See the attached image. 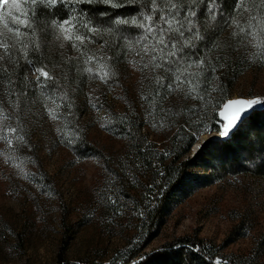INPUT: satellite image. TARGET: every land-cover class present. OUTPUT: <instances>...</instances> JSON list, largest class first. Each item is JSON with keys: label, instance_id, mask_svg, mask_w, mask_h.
I'll list each match as a JSON object with an SVG mask.
<instances>
[{"label": "rangeland", "instance_id": "374dc122", "mask_svg": "<svg viewBox=\"0 0 264 264\" xmlns=\"http://www.w3.org/2000/svg\"><path fill=\"white\" fill-rule=\"evenodd\" d=\"M242 15L239 19L243 23L248 13ZM109 19L103 18L101 23L102 18L98 16L93 20L98 27H107L111 24ZM120 27L132 37L140 31ZM232 31L231 27L224 26L225 34ZM106 37L109 35L96 37L95 44H88L87 54L107 59L101 44ZM230 40L233 50L221 47L215 57L230 59L233 65L230 69L218 66L211 73L207 103L171 92L164 97L162 115L157 117L149 107L147 93L149 85L156 84L155 77L165 73L140 71V65L150 57L141 59L124 46L120 51L122 57L113 67L115 75L107 83L78 71L84 67L85 57L70 43L60 48V41L53 37L46 47L53 65L29 64L26 83L14 94V99L6 97L7 88L0 80V122L22 127L30 144L25 154H19L12 153L6 142L0 140V264H57L59 246L65 235L66 257L70 263L118 261L121 264L134 245L144 246L142 254H152L176 238L186 237L202 240L211 258H220L221 264H264L262 144L250 138L249 153L239 155L234 165L225 159L221 148L209 147L210 158L191 170L190 179L177 195L169 196L158 233L153 237L148 223H141L143 218L138 217L139 211L133 210V205L117 212L108 208L107 199L114 198L109 185L114 181L85 144L88 142L100 153L118 160L127 143L115 130L112 119L130 114L135 107L144 113L151 140L160 151L164 150L166 139L173 135L172 123L179 122L182 126L186 119L191 120L194 128L201 129L197 131L199 134L205 132L197 134L199 141L193 147V154L207 140H217L219 132L210 133L209 116L217 111L216 104L224 97L217 86L222 74L232 80L225 91V102L237 98L264 101V62L257 58V49L238 43L237 38ZM3 55L0 50V56ZM8 64L11 63L7 58L0 61V78L4 79L12 71ZM37 69L55 77L54 94L47 89L41 94L37 78L44 81V77ZM65 94L67 100L63 99ZM48 96H54L55 103ZM45 103L57 111V120L49 118ZM184 109L187 111L183 113ZM5 115L11 119H3ZM217 125L222 127L220 123ZM9 155L14 157L11 162H8Z\"/></svg>", "mask_w": 264, "mask_h": 264}, {"label": "snow or ice", "instance_id": "6c2138e0", "mask_svg": "<svg viewBox=\"0 0 264 264\" xmlns=\"http://www.w3.org/2000/svg\"><path fill=\"white\" fill-rule=\"evenodd\" d=\"M92 3L113 9L131 6L135 11L131 16H112L110 25L98 27L89 16L87 8L76 7ZM244 12L248 13V17L242 23L239 16ZM231 13L236 15H231L225 9L224 0H0V50L4 53L0 56V61L7 58L8 62L15 63L14 53H18L32 64L28 60L29 52H41L40 34H43L60 41V48L65 43H70L85 57L84 67L78 71L87 74L89 78L98 77L107 83L115 75L113 66L107 62L112 57L105 59L95 54L88 55L86 50L88 44L97 42L96 37L108 34L113 40L111 43L101 40L102 47L123 45L141 56V59L150 57L147 63L140 65V71L161 70L165 73L164 76L155 77L156 96L164 98L168 93L180 92L185 97L197 98L207 103L205 97L210 77L205 73L210 69L214 74L217 68L206 53L220 47L215 42V33H210L209 29L220 24L231 27L232 36L237 38V42L257 49V58L264 62V0H235ZM99 15L103 23V18H107L109 14L101 11ZM201 19L206 24L203 31ZM41 20L45 22L41 23ZM120 26L140 31L132 37L124 34ZM216 59L222 60L223 57ZM36 71L44 77V81L37 78L41 94H44L45 89L54 94L57 90L55 77L43 69ZM48 99L55 103L54 96H48ZM63 99H68L67 94ZM257 105L264 106V101L259 98H238L223 103L217 113L222 125L219 136L227 138L243 122V117ZM16 107L19 108V101ZM67 107L70 108L71 104ZM45 110L51 120L59 118L57 111L48 108L47 103ZM3 119L11 117L5 115ZM0 131L4 132L0 135V140L6 142L12 153H18L21 147L29 146L22 127L5 126L0 122ZM13 158L9 155L8 162ZM213 264H221V259L216 258Z\"/></svg>", "mask_w": 264, "mask_h": 264}, {"label": "trees", "instance_id": "16d2710c", "mask_svg": "<svg viewBox=\"0 0 264 264\" xmlns=\"http://www.w3.org/2000/svg\"><path fill=\"white\" fill-rule=\"evenodd\" d=\"M235 0H224V7L229 13L235 16V13H231L232 5ZM258 2V0H257ZM84 8L89 10V16L96 18L101 11L107 12L110 17L120 13V16H131L135 9L131 6L125 8L113 9L102 4H90L84 5ZM243 17V15H241ZM240 17V16H239ZM248 17V16H247ZM243 19V18H242ZM41 20V23H44ZM202 31L206 24L201 19ZM222 25V26H221ZM209 32L215 33V42L220 45L218 48H213L208 51L207 57L212 60L213 66L218 67L223 65L225 68H229L233 65L230 59L217 60L215 52H221V47L232 49L230 38H233L232 33L225 34L223 24L218 27L214 26L213 29H209ZM223 34H225L223 36ZM51 36H44L40 34V43L42 45L40 53L29 52L28 60H31L34 64L47 63L53 65L52 55L49 47ZM102 40L112 42L113 37L103 38ZM236 42L234 41V45ZM113 46L111 48L105 47L108 57H112L110 64L115 67L117 61L122 57L120 52L123 48ZM223 48V51H224ZM233 54V53H232ZM15 63L8 64L11 72L4 73L6 76L0 78L4 82L7 88L6 97L14 99V94L19 92L22 85L26 83L27 70L29 63L23 57L22 54L14 53ZM72 69V66H70ZM68 69V71L70 70ZM211 70L205 73L210 77ZM210 81L207 83L210 84ZM232 84V80L225 74L219 77L217 82L218 90L223 93L224 97L220 98L216 104L217 111L209 116L211 122L210 133H218L220 127L219 116L217 115L220 107L225 102L227 93L225 92ZM157 89L156 84H150L148 90V104L154 111L155 116L162 115L164 109L162 104L166 100L160 96H156ZM227 102V101H226ZM147 105V104H146ZM135 107V106H134ZM145 110V108H144ZM187 111V109L183 110ZM147 113V111H142ZM160 117H158L159 119ZM155 119V117H154ZM113 125L117 133L123 136L126 141V146L121 150V157L114 161L108 154H102L91 144L85 142L88 148H90L104 164V167L110 172L111 180L114 182L109 185V190L114 196L107 199V206L111 211L117 212L118 210L127 209L133 205V210L138 209V217L141 219L142 224H147L150 236H156L162 217L166 209L167 200L178 194L182 185H184L191 177V170L203 165L205 158L208 156L209 147H219L226 155L225 159L230 164H236L239 155H245L249 153V148L252 146L250 138L262 144L264 148V108L261 111L255 112L239 127V129L233 133V135L224 141L219 140H207L204 142L199 150L193 154L192 150L194 145L199 141L197 134L201 129L194 128L191 120L186 119L188 123L184 126H180L179 122L172 123L173 135L166 139L164 142V150L160 149L151 140L149 133V127L146 123L144 113L138 111V108H134L130 114L116 115L113 119ZM168 123V121H167ZM191 125V126H189ZM198 131V132H197ZM28 143V142H27ZM30 146V144H29ZM32 146V145H31ZM26 148L21 147L19 154H25ZM143 149V151H141ZM30 152V150H29ZM193 154V156H192ZM192 156V157H191ZM138 199L140 203L138 204ZM113 201H117L113 203ZM146 201V204H144ZM144 246L141 244L134 245L131 250L128 251L127 257L121 264H213L216 258H211L209 255L207 246L198 238H176L173 242L167 244L164 249L155 251L152 254H142ZM67 254V237L64 236L56 257L57 264H92V262L84 263H70L66 257ZM112 264H119L118 261L112 262Z\"/></svg>", "mask_w": 264, "mask_h": 264}, {"label": "water", "instance_id": "95a60500", "mask_svg": "<svg viewBox=\"0 0 264 264\" xmlns=\"http://www.w3.org/2000/svg\"><path fill=\"white\" fill-rule=\"evenodd\" d=\"M237 99H238V98H237ZM243 99H245V98H243ZM259 99H260V98H259ZM231 100H232V99H231ZM260 100H261V99H260ZM263 108H264V106H262V105H257V106H255L254 110H253V111H250L247 115H245V116L243 117V122H242V123H239L238 126L234 128V130L230 133V135H229L227 138H219V136H218V137H217V140H219V141H224V140L229 139V138L233 135V133L236 132V131L239 129V127L244 123V121H246L249 117H251L255 112H257V111H261ZM219 120H220V117H219ZM199 147H200V145L198 146V149H199Z\"/></svg>", "mask_w": 264, "mask_h": 264}]
</instances>
